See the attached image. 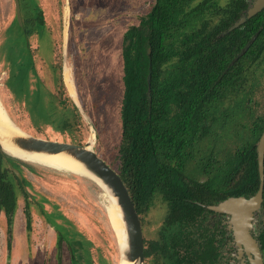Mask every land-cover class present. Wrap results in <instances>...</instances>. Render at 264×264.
<instances>
[{"label": "rangeland", "instance_id": "374dc122", "mask_svg": "<svg viewBox=\"0 0 264 264\" xmlns=\"http://www.w3.org/2000/svg\"><path fill=\"white\" fill-rule=\"evenodd\" d=\"M154 3L155 0H20V27L15 0H0V96L11 117L40 138L82 145L89 141L91 147L94 136L93 149L115 167L122 136L123 51L130 42L126 35L131 26L147 19ZM220 4L226 5L227 0H220ZM40 17L42 24L38 25ZM219 17L209 15L201 27L209 31ZM66 65L72 69L80 105L66 85ZM258 67L255 77L246 80L242 95L234 94L231 100L234 104L239 95L244 96L254 117L233 112L223 137L201 143L203 157L221 147L236 148L250 138L242 124L264 113V59ZM252 88L256 93L248 100ZM1 157L2 170L12 167L2 154ZM16 162L27 174V192L23 194L18 185L12 213L8 215L3 207L0 264H122L124 251L108 212L110 196L101 186L68 171L20 158ZM190 174L205 178L198 171ZM167 214V202L160 196L140 214L144 264H171L160 248L149 253L152 243L162 242ZM263 227L264 206L256 223L257 229ZM225 246L223 260L237 264L232 255L233 243Z\"/></svg>", "mask_w": 264, "mask_h": 264}, {"label": "trees", "instance_id": "16d2710c", "mask_svg": "<svg viewBox=\"0 0 264 264\" xmlns=\"http://www.w3.org/2000/svg\"><path fill=\"white\" fill-rule=\"evenodd\" d=\"M246 7V0H227L223 7L220 0H155L147 19L127 31L122 136L115 169L140 214L151 208L157 196L167 202L165 229L173 227V231L163 233L161 243H152L149 253L160 248L171 264H184L171 249L172 244L192 245L194 231L189 228L205 233V205L230 196L249 197L259 189L257 144L264 132V113L242 124L250 138L236 148L221 147L203 157L200 147L204 140L216 141L226 134L233 112L254 117L240 92L249 64L261 63L264 11L231 28ZM209 15L220 17L205 32L200 23ZM228 27L230 31L221 35ZM254 33L256 38L241 53ZM237 93L241 95L232 104ZM192 170L205 178L191 177ZM1 187V204L11 213L16 195L5 184ZM260 235L264 249V228ZM215 241V233L210 234L204 246L190 255L204 260L215 250Z\"/></svg>", "mask_w": 264, "mask_h": 264}, {"label": "water", "instance_id": "95a60500", "mask_svg": "<svg viewBox=\"0 0 264 264\" xmlns=\"http://www.w3.org/2000/svg\"><path fill=\"white\" fill-rule=\"evenodd\" d=\"M16 18L18 25L23 27L20 0H15ZM264 6V0H257L255 6L248 9L247 13L231 27L244 23L247 19L254 16ZM255 36L242 49L245 52ZM27 40V39H26ZM28 43V42H27ZM26 136L19 135L14 137L13 142L20 148L27 151L43 152L57 154L66 152L74 159L82 163L86 169L97 175L112 193L117 197L126 222V235L128 240V251L126 257L129 260L144 264L145 240L140 213L133 200L128 185L123 180L120 173L105 158L100 156L94 149L88 148L86 144L70 143L45 139L31 135L25 131ZM258 168L260 174V185L257 192L251 196H231L218 205L212 206L216 211L225 213L230 216V225L234 231L235 241L240 255L247 253L251 264H264L261 247L257 239L252 235L251 230L254 228L255 213L260 209L263 201L264 190V132L259 138L257 144ZM0 153L7 159L12 166L16 175L23 178L20 168L16 163L15 156L4 150L0 142ZM1 212V207H0Z\"/></svg>", "mask_w": 264, "mask_h": 264}, {"label": "flooded vegetation", "instance_id": "af4514ba", "mask_svg": "<svg viewBox=\"0 0 264 264\" xmlns=\"http://www.w3.org/2000/svg\"><path fill=\"white\" fill-rule=\"evenodd\" d=\"M246 2H247V7L242 12L241 16L246 14L248 9L255 6L257 0H246ZM221 6L223 7V5H221ZM262 11H264V6L255 15H257L258 13H260ZM241 16L239 17V19L241 18ZM238 20H236L231 26H233ZM38 25H40V23H38ZM231 26H229V27H231ZM229 27H228V29L223 31L224 33L222 32L221 35L229 32L231 29ZM254 36L256 38L255 33L252 35L251 40ZM248 42H250V40ZM248 42H247V44H248ZM263 59H264V52H263L262 57L260 58L259 61L263 62ZM249 66L250 67L248 70V78L253 79L255 77L254 72L257 70V67L254 68L255 67L254 61L252 62V66H251V63L249 64ZM251 70H253V71L250 73ZM263 72H264V68L262 69L261 73L263 74ZM261 73L259 74V76L262 75ZM251 92H252V95L248 96V100H250L253 97V95L256 93L255 88H252ZM254 102L257 103V101H254ZM16 163H17L18 167L20 166L19 168L23 174V178H20L18 175H16L13 168L10 166H9L10 170L7 167L2 170V166H3L2 165V157L0 155V189H2L1 186L5 184L6 188L8 187L11 190V193H14L16 195L17 194L16 189H17V186L19 185L23 191V194H25L27 192L25 189V183L27 181L26 180L27 174L24 171L23 165H21V164L19 165V162H16ZM263 192H264V190H263ZM240 196H244V195H240ZM251 196H253V195H251ZM251 196H249V197H251ZM221 201H223V200H221ZM221 201H219L218 203H215V204L205 205V207L208 210L204 212V214H203L204 218H202L203 226H204V227H202V231L206 230L204 234H202V232L196 233V230H193L194 228H189V231H191V230L194 231V232H191V237L193 236L192 237L193 241L191 242L192 245L189 244V246H184L181 244L180 245L172 244L171 250L173 252H176L177 255H179L181 258L184 259L183 260L184 264H196V263H201V264H229L230 261L228 262V260H223V258H224V249L226 247L225 245H227L230 242L233 243L234 251L232 252V255H233V259L236 261V263L237 264H251L247 253H244L242 255H240V253H239V250H238V247H237V244L235 241L234 231H233V229L230 225V221H229L230 216L225 214V213L218 212L214 208H212V206L218 205ZM263 202H264V196H263V201H262V204L260 206V209L255 213L254 228L251 230V232H252V235L259 242V245H260L261 251H262L263 260H264V249L262 248L261 242L259 240V238L261 237L260 234H261L264 227L260 230L256 228L258 214L261 212V209L264 206ZM0 207H1V212H0V219H1V213L3 211V206L1 204V198H0ZM4 210H5V208H4ZM6 213L8 215H10L12 212L11 213L6 212ZM176 228L177 229H175V231H177V230L179 231V227L176 226ZM167 230H168V232H172L173 227L165 229L163 231V233H167ZM223 231L225 232V236L222 235ZM212 233H215V236H216V241L214 244L216 246L215 250H213L207 257H205L204 260L199 259L200 257L196 258L194 254L190 255V252L192 250H195L196 248L201 249V247L204 246L203 243L207 240V238ZM179 249H182L183 250L182 253H184V254L180 253ZM230 264H232V263H230Z\"/></svg>", "mask_w": 264, "mask_h": 264}, {"label": "bare ground", "instance_id": "6f19581e", "mask_svg": "<svg viewBox=\"0 0 264 264\" xmlns=\"http://www.w3.org/2000/svg\"><path fill=\"white\" fill-rule=\"evenodd\" d=\"M71 70L70 67L66 65L64 69V78L69 93L72 95V97H74V99H76V102L80 105ZM4 105L5 104L3 98L0 96V142L4 150L7 151L9 154L23 160L35 162L50 168L68 171L74 174L81 175L85 178L93 180L96 184L101 186L105 190V192L110 196V205L108 207V212L111 217L110 219H112L111 222L117 230L124 251L122 264H140L138 262L129 260L126 257V252L128 251V240L125 231L124 215L117 197L112 193L110 188H108V186L97 175L86 169V167L82 163L74 159L71 155L66 152L50 154L43 152L27 151L18 147L12 139L19 135L26 136V133L25 130L20 125H18L16 121L11 117L10 113ZM94 142L95 140L93 136L91 147L89 142L88 148L90 147L93 149Z\"/></svg>", "mask_w": 264, "mask_h": 264}]
</instances>
